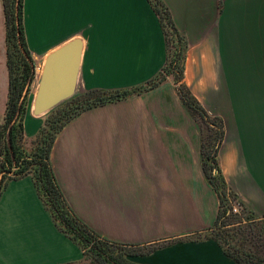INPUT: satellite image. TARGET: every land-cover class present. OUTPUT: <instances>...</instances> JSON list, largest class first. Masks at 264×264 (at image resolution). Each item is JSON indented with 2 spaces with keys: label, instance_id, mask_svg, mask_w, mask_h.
<instances>
[{
  "label": "crops",
  "instance_id": "0c3cea01",
  "mask_svg": "<svg viewBox=\"0 0 264 264\" xmlns=\"http://www.w3.org/2000/svg\"><path fill=\"white\" fill-rule=\"evenodd\" d=\"M164 2L188 41L183 82L200 102L205 96L226 104L218 156L225 179L246 211L264 219V0ZM2 22L0 124L9 92L0 0ZM24 26L35 65L82 40L74 95L143 84L166 60L163 28L148 0H24ZM181 83L169 78L81 112L55 140L53 170L73 212L99 236L153 247L133 260L239 264L213 237L220 197L204 171L203 130L179 94ZM45 114L28 104L26 139L38 133ZM0 264H88L31 175L11 180L0 197Z\"/></svg>",
  "mask_w": 264,
  "mask_h": 264
},
{
  "label": "trees",
  "instance_id": "16d2710c",
  "mask_svg": "<svg viewBox=\"0 0 264 264\" xmlns=\"http://www.w3.org/2000/svg\"><path fill=\"white\" fill-rule=\"evenodd\" d=\"M148 1L159 17L165 35L166 60L162 69L140 85L117 90H94L76 94L62 101L45 114L38 133L33 138L26 139L24 118L35 78L33 73L35 62L26 39L24 0H19L18 8H16V0H3L9 92L4 122L0 124V197L11 180L31 175L45 207L59 228L83 249L84 260L88 264H144L133 260V257L148 254L153 247L146 250L135 249L105 239L73 212L57 182L51 162V152L60 131L81 112L155 89L170 78L177 83L182 82L178 87L179 94L195 119L199 122L198 117H200L208 121L213 129L215 127L219 129H215L216 134L212 138V135L205 136V131L200 125L203 130V168L220 197V209L213 227V237L221 243L226 254L239 264H264V250H262L264 247L259 246L256 240L258 237L261 238L262 230L258 232L251 224L252 227L249 225L250 229L245 231L242 228L244 226H240L241 220L238 221V228H231L234 224L231 220L236 215L230 212L229 196H237V194L228 185L218 163L220 142L214 144L217 137L224 138V126L217 117L209 116L203 104L183 82L188 41L178 29L166 2ZM247 220L250 222L255 220L251 212H248ZM249 235H252L253 239L251 244L247 241Z\"/></svg>",
  "mask_w": 264,
  "mask_h": 264
},
{
  "label": "water",
  "instance_id": "95a60500",
  "mask_svg": "<svg viewBox=\"0 0 264 264\" xmlns=\"http://www.w3.org/2000/svg\"><path fill=\"white\" fill-rule=\"evenodd\" d=\"M16 3V8H18L19 0H16ZM17 27L19 28L18 19ZM82 46V40L77 38L47 56L43 64L42 85L34 108L35 114H45L74 95L82 57ZM33 73H35V68ZM11 125L8 128V135Z\"/></svg>",
  "mask_w": 264,
  "mask_h": 264
},
{
  "label": "rangeland",
  "instance_id": "374dc122",
  "mask_svg": "<svg viewBox=\"0 0 264 264\" xmlns=\"http://www.w3.org/2000/svg\"><path fill=\"white\" fill-rule=\"evenodd\" d=\"M1 18H3V14H2ZM1 29L4 31L3 22L0 23V30ZM43 64L44 63H42V64L39 63L38 64L39 68L40 67L42 68ZM42 75H43V73H41V70H39L37 76L35 75L34 82H33L32 89H31V93H30V96H29V104H31V101H32V110L33 111H34V108L36 106V102H37V100L39 98V95H40V89H41V85L42 84L39 85V81H40ZM38 85H39V87H38ZM212 90H217L221 94H224L225 88H215V89L213 88ZM207 93H208V89H207ZM201 103L203 104V106L205 107L207 112L209 113L210 117H212V118L217 117L218 121L224 126V132H225L224 116H225V111H226V104L218 102L216 100L213 101L209 97H205V96L201 98ZM235 105L236 104L234 103V107H235ZM198 118H199L200 125L203 127V129L205 131V134H206L205 136L212 135V138H214L213 136L216 134V130L215 129H218V128L214 126L215 128L213 129L212 125L210 123H208V121L206 122L200 117H198ZM224 142H225V135H224V138L223 137L222 138L221 137L220 138L217 137L215 139V141H214V144L219 143L221 145L220 150H219L218 155H217V158L219 156V153L221 152L222 147L224 146ZM218 163H219V166L221 167L219 159H218ZM222 173H223V171H222ZM233 198H238V196H229V200L233 199ZM235 215L236 216L234 218H232V220H231V222H234V224L231 225V228H233V229L238 228L239 227V223H238L239 220H241V222H242L240 226H244L242 228H244L245 231H248L250 229V227H248V226L249 225L251 226V224H253L255 230H257L258 232H260L262 230L263 234H262L261 238L258 237V239H256V240L259 242V246L264 247V219H261V220L255 219L252 222L248 221L247 220L248 212L245 211V208H244V210L242 212H240L238 214H235ZM247 241H248L249 244H251L253 242L252 235H249L247 237ZM133 248L142 249V248H136V247H133ZM262 250H264V248Z\"/></svg>",
  "mask_w": 264,
  "mask_h": 264
},
{
  "label": "built area",
  "instance_id": "2783aa9c",
  "mask_svg": "<svg viewBox=\"0 0 264 264\" xmlns=\"http://www.w3.org/2000/svg\"><path fill=\"white\" fill-rule=\"evenodd\" d=\"M40 68L38 65H35V75L36 76H37ZM229 205H230V212L233 214H238V213L242 212L245 208L243 203L241 202V200L239 198L230 199Z\"/></svg>",
  "mask_w": 264,
  "mask_h": 264
}]
</instances>
